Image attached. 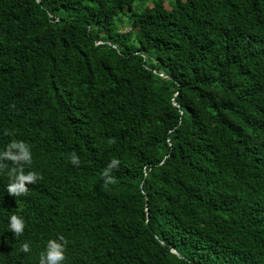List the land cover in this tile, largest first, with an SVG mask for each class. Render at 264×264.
<instances>
[{"label": "trees", "instance_id": "16d2710c", "mask_svg": "<svg viewBox=\"0 0 264 264\" xmlns=\"http://www.w3.org/2000/svg\"><path fill=\"white\" fill-rule=\"evenodd\" d=\"M142 1L0 0V264H264V0Z\"/></svg>", "mask_w": 264, "mask_h": 264}, {"label": "clouds", "instance_id": "9594fccd", "mask_svg": "<svg viewBox=\"0 0 264 264\" xmlns=\"http://www.w3.org/2000/svg\"><path fill=\"white\" fill-rule=\"evenodd\" d=\"M73 165H79V157L73 153L70 157ZM5 161H11L13 166L10 168L8 175L10 182L7 185L8 194L20 196L28 192V184L37 182L42 176L33 170L25 171V168L32 163L31 146L23 140H12L3 150H0V168L6 167ZM118 164L113 160L103 172L105 184L114 183V178L110 175L111 169ZM8 227L11 231L19 236L25 230V219L22 215L12 214L8 220ZM68 241L60 235L57 238L50 239L47 242L45 251L39 257V264H62L65 260L66 248ZM21 250L28 253L30 244L25 242L21 245Z\"/></svg>", "mask_w": 264, "mask_h": 264}, {"label": "rangeland", "instance_id": "374dc122", "mask_svg": "<svg viewBox=\"0 0 264 264\" xmlns=\"http://www.w3.org/2000/svg\"><path fill=\"white\" fill-rule=\"evenodd\" d=\"M153 1H154V0H143L142 3H138V4H139V6H141V5H143V6H145V5H152ZM165 1L168 2V0H165ZM166 2H165V4L167 5ZM138 4H137V5H138ZM137 5H136V6H137Z\"/></svg>", "mask_w": 264, "mask_h": 264}]
</instances>
